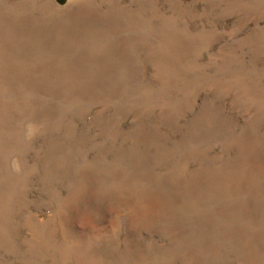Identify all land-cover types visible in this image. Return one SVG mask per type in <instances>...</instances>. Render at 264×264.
<instances>
[{
    "label": "rangeland",
    "instance_id": "374dc122",
    "mask_svg": "<svg viewBox=\"0 0 264 264\" xmlns=\"http://www.w3.org/2000/svg\"><path fill=\"white\" fill-rule=\"evenodd\" d=\"M0 264H264V0H0Z\"/></svg>",
    "mask_w": 264,
    "mask_h": 264
},
{
    "label": "bare ground",
    "instance_id": "6f19581e",
    "mask_svg": "<svg viewBox=\"0 0 264 264\" xmlns=\"http://www.w3.org/2000/svg\"><path fill=\"white\" fill-rule=\"evenodd\" d=\"M66 250V249H65Z\"/></svg>",
    "mask_w": 264,
    "mask_h": 264
}]
</instances>
